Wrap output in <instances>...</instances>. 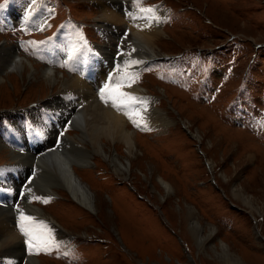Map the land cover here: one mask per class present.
<instances>
[{"label":"rangeland","instance_id":"1","mask_svg":"<svg viewBox=\"0 0 264 264\" xmlns=\"http://www.w3.org/2000/svg\"><path fill=\"white\" fill-rule=\"evenodd\" d=\"M44 1L48 13L44 26L36 29L26 20L28 10L12 21L7 17L11 3L0 0V55L16 52L36 69L26 66L22 76L1 73V217L12 216L15 207L25 211L24 200L9 196L23 173L31 178L23 197L42 212L25 211L31 222L15 215V227L34 224L36 232L22 235L19 253L12 246L7 251L0 247V264H29L30 255L40 264H229L223 248L242 264H264V0H124L116 5L123 20L135 9L146 18L161 13L154 58L140 64L131 78L146 97L117 84L106 87L110 79H124L128 62L111 58L107 50L115 47L106 27L121 36V19L117 25L107 15L99 20L102 11L94 0ZM105 1L111 6V0ZM72 21L88 47L104 53L110 66L105 84L88 94L76 89L71 78H81L65 56L81 57L79 42L56 37ZM132 42L129 33L121 47L125 57L133 51ZM47 67L60 77L53 86L40 76L39 69ZM120 90L130 94L124 110L143 118L154 112L152 104L170 122L146 128L138 127L135 117L127 121L135 133L133 155L124 143L105 146L107 153L128 162L123 174L100 155H92L86 165L73 162L75 175L96 196L94 210L61 186H53L47 199L40 190L35 193L44 183H34L31 171H41L18 151H25L26 144L30 149L34 144L52 147L48 141L61 131L76 140L78 129L62 128L61 120L75 113L90 122L86 108L93 104L110 111L112 102L118 105L124 95ZM26 107L30 109L23 111ZM61 144L73 154L79 151L69 139ZM55 221L66 232L65 241L54 242L59 230Z\"/></svg>","mask_w":264,"mask_h":264},{"label":"bare ground","instance_id":"2","mask_svg":"<svg viewBox=\"0 0 264 264\" xmlns=\"http://www.w3.org/2000/svg\"><path fill=\"white\" fill-rule=\"evenodd\" d=\"M94 1H95V4L102 11L101 13L102 15L98 17L100 18L99 20H102L105 17V15H107L111 20H114L116 24V21L119 22V20L121 19V21L123 22V24L121 22V25L123 26V29H124L123 32L121 33V36H117V34L112 29H109L108 27H106V33L110 35V37L113 38V46L115 47L114 51L107 48V50L110 52V57L113 59H125L128 61L124 71H122L124 72V79L122 80L110 79V81L106 83L108 84L106 87L113 89L115 85L117 84L118 87H120L121 89H124V90L128 89L131 93L137 94L138 96L140 95V96L146 97L145 96L146 94L144 95V91L141 89H138L132 83L131 78L135 74L136 68H139L141 66L140 64L146 62L147 59L155 55L154 41L158 37L159 33H161V30H160L161 13L156 12L154 16H149L148 18H146L142 12L140 13L138 9H135L134 12H131V15L129 14L130 16H128L125 20H123L124 19L123 17H122L123 19L122 18L119 19L120 15L116 13L115 9L117 7L116 5L122 6V4H124L122 3V1L124 0H111L112 2L111 6L105 0H94ZM8 2L11 3L12 8L10 12L8 13L7 17L11 18L12 21L21 20L22 16L19 18L18 17L19 13L28 10L29 13L26 12L27 22L32 27H35L36 29L42 28L44 26V20L46 19L45 17L49 9L47 7L46 1L44 0L43 1L42 0H7V3ZM148 13L150 14L151 11ZM75 22L74 21L66 22L60 28L56 37L58 38L61 37L66 40H70V41L74 40V41L79 42L81 48H80V54L78 56H81V55L82 56L77 58L76 56L70 53H67V54L65 53V56L66 58L70 59L72 63L74 64V67L76 69V76L78 73V75L81 78L80 82H77L76 81L77 78L75 77L71 78L76 86V89L80 93L88 94L91 89H92V92L93 90H95L94 86H97V85L103 86L105 84V81L107 78V77L105 78V76L107 72L109 71L110 66H109V63L103 60L102 55H104V53H102L99 50L95 53L92 51V48L88 47V45L85 42L84 36L81 35L79 31V27L77 23ZM99 24H101V22ZM129 33H131L132 39H133V42H132L133 51L129 54V56L125 57L121 47L125 44L124 41L127 39V36ZM51 50L53 53L56 52V48H51ZM0 58H1V61H0V66H1L0 67V79L1 80H3L1 73L5 75L7 71H10V72L16 73V75L22 76L23 71L27 69L26 66H28L32 72H36L35 67L31 64H28L29 61H27L25 58L18 56L16 52H12V53L10 52V54H8L6 57L3 56L2 54L0 55ZM25 62L28 65H26ZM134 62H137V63H134ZM59 66L62 67V65L60 64ZM116 66L117 64L113 65L112 66L113 69ZM39 71H40L41 78L45 81L47 85L53 86L55 83H57V80L60 78L57 74H55V70L51 67H47L45 69H39ZM28 73L30 72L28 71ZM74 78L75 80H73ZM86 81L95 82V83L88 84V82L86 83ZM64 82H68L67 79ZM62 85H64L63 82L61 86ZM108 90H110L111 92V89H108ZM120 91H119L120 94L124 92V91L122 92V90ZM101 95L102 93L100 94V96ZM129 95L127 94V91L124 92V95L118 98L119 104L117 105V107L115 108L113 107V109H111L110 111L109 110L106 111V109H103L102 106L101 108L98 105H93V104L89 110H87L88 108H86L85 115H90L91 117L90 122H87L86 118L82 114L74 115L75 114L74 113L72 115L70 114L66 115L65 119L63 118L61 120L63 122L61 123L62 124L61 126L62 128H68V129H73V130L78 129V131L80 132V135L76 134V138H77L76 140L75 139L72 140V137L67 135L65 131H61L60 133L55 135L54 139H51L52 141L51 140L48 141L47 143L48 145L53 143L52 147H48L46 145L45 146L42 145L38 147L37 145L34 144L32 149H29V147L26 145L24 149L25 151H21V150L18 151L19 153H24V155L29 156V160L31 161L33 167L39 168L38 169L39 172L41 171L40 173H37L34 170L31 171L35 175V176L33 175V177H35L33 180L34 183H37V185L38 183L40 185V182L44 183V184L41 183L40 188H35V186L33 185L35 188V193L38 190H40L42 198L47 199L49 195L51 196V194L55 192L52 189L53 186H61L63 189H65L68 192L69 196L72 199H74L76 202H78L79 204L89 209H92V210L95 209L96 196H94L92 191L89 190L85 186V184H83L81 180H79V178L75 175L74 169H73V164H74L73 162L77 159V161L80 164L86 165L88 164L89 158L92 155H100L102 157H106L107 160L111 162V165L114 168L115 172H120L121 174H123V172L128 171V162L126 161V164H124L118 158L115 152L113 154L107 153L105 146L107 144L108 145L112 144L113 146H115L118 143H124V145L126 146L125 150L127 151L128 154L131 155L133 152L136 151V144L134 141L135 133L134 131H130L127 128L126 126L127 121L135 117L136 125H139V127H146V128L163 126V125H167L170 122L169 118H167L164 115V113H162V111L157 110L158 108L156 109L155 107H153L152 104H151V109L154 111L153 113H155V115H153L152 113V115L145 116L143 118L140 116H137V114L134 113L131 109L124 110L125 107L128 106L127 97ZM129 98H131L129 99L130 102L134 100V97H129ZM147 101L149 102V104L151 103L149 100ZM118 107L121 110H118ZM29 109H30L29 107H26L22 110L27 111ZM187 131L190 133L188 129ZM62 134H65V135H62ZM68 139L69 141L71 140V142H73L76 145L75 146L76 148L78 147L79 151H77L76 154H73L72 152H68L66 149L63 148L61 144V140H68ZM84 141L88 143L87 146L80 145V142L84 143ZM71 149H73L72 151H74V148H71ZM24 176H26L25 179H24ZM29 176H30L29 173L28 174L23 173L17 176L16 181H14L13 183V190L9 196H10V199L14 198L18 200V198H21L22 201L24 200L25 211L26 212L28 211L29 214L35 213L36 216L37 215L39 216L42 213L41 209L38 206L31 205L30 201L25 200L23 197L24 196L23 193L25 192L24 185L26 187L27 182L31 179V178L28 179ZM21 179L23 181H21ZM37 180H41V181H37ZM160 183H162V185L167 191L171 190L172 187L168 182H165L164 180L160 178ZM237 192L242 194V196H245L244 192L241 193V190H237ZM25 211L23 209H18L17 207H15V210L13 209L12 213L14 214L12 216L7 215V216L1 217V214L4 212V210L0 209V236L3 238V239L0 238L1 249H5L7 251L12 246L18 253L22 251V248H21L22 235L24 236H28V235H25L21 231L20 228L15 227L14 225L15 223L13 222H14L15 215L20 214V213L24 214ZM35 220H38V219L36 218ZM50 221H53V219H50ZM194 225L195 227H199V228L201 227V225H199L197 221L194 222ZM58 229L59 230H56L57 234L55 235V239H54L56 240L54 241L55 243L59 241L61 242L63 240L65 241V239L67 238L66 232L62 230L60 227ZM214 229H215L214 227L210 228L209 235H212V233L214 232ZM34 232L36 231H35V225L33 224L29 228V235H34ZM44 234H48V233L45 232ZM225 251H227V249L223 248V252H224L223 257L226 256L229 264H242L238 260L237 261L233 260L234 258H231L228 254H226ZM28 260H29L28 262L29 264H40V261L32 255L28 256ZM13 261L16 262V260H13Z\"/></svg>","mask_w":264,"mask_h":264},{"label":"snow or ice","instance_id":"3","mask_svg":"<svg viewBox=\"0 0 264 264\" xmlns=\"http://www.w3.org/2000/svg\"><path fill=\"white\" fill-rule=\"evenodd\" d=\"M0 7H2V5H0ZM127 63V62H126ZM134 63H137V62H134ZM121 95H123V94H121ZM131 99V98H130ZM107 102V101H106ZM113 107H117V104H116V102L115 101H113ZM118 110H121L119 107H118ZM134 123H135V121H134ZM138 127H139V125H137ZM45 202H47V201H45ZM21 219H22V221L23 220H28V221H30L31 222V220H32V218L31 217H25L24 215H23V213H21ZM30 226L31 225H29V226H25L23 223L21 224V226H20V229H21V231L25 234V235H29V228H30ZM46 227V226H45Z\"/></svg>","mask_w":264,"mask_h":264}]
</instances>
